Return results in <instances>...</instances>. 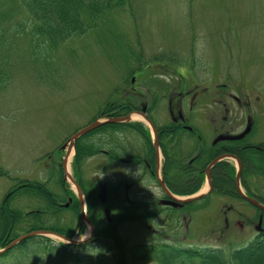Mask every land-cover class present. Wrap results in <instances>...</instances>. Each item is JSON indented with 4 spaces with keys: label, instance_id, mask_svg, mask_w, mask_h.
Wrapping results in <instances>:
<instances>
[{
    "label": "rangeland",
    "instance_id": "rangeland-1",
    "mask_svg": "<svg viewBox=\"0 0 264 264\" xmlns=\"http://www.w3.org/2000/svg\"><path fill=\"white\" fill-rule=\"evenodd\" d=\"M129 2L131 7L126 12L109 16L96 31L53 48L40 45L36 39L33 42L27 35L33 21L18 6L17 0L0 1L2 10L8 12L2 25L8 32L5 37L12 42L16 31L24 28L21 38L16 39L18 43L11 45L9 42L10 46L5 44L0 52L4 72L0 86V201L14 178L43 183L50 190H58L54 188L59 175L50 168L53 164L63 163L65 152L59 148L76 130L106 116L103 112L106 103L124 98L133 87L153 91L160 80H179L180 73L187 75L191 88L198 85V91L209 87V81L215 85L229 82L236 95L244 100L249 97L252 113L260 118L258 138L264 140V0ZM137 56H143L142 65L136 63ZM179 63H184V66ZM134 69H142L138 73L145 74V77L135 75L136 81L132 82L130 72ZM141 101L137 99L132 103L139 108ZM117 103L121 104L118 101L112 105ZM231 106L237 107L232 102ZM203 108L199 106L198 111L204 113L203 119L199 120L209 122V110ZM160 113L165 115L160 121H165L167 107ZM131 115L133 122H141L137 114ZM74 157L73 151L68 168L78 180ZM120 166L125 168L126 174L136 170L135 167ZM85 170L86 185L95 188L97 193L100 184H108V206L112 208L113 225H108L104 206L100 204L102 224L115 228V233L128 245L161 242L164 234L177 231H181L178 237L187 239L198 248L238 246L260 237L256 218L259 209H254L242 199L226 200L217 194L210 195L197 201L195 206L218 202L221 209H211L209 214L201 210L192 220L190 217L186 222L181 220L179 225L174 220L171 225L164 226L162 218L154 220L144 215L141 218L146 210L139 206L153 201V195L157 197L155 194L144 192L141 185L129 195L134 206H130L121 193L119 203L113 202L117 185L115 173L97 158L87 161ZM240 182L243 183L242 178ZM255 183L252 189L264 199V179L256 178ZM64 184L65 190L76 195V189L69 180L65 178ZM205 184L203 179L198 191L204 189ZM155 185L150 183L149 188L157 193ZM26 198L21 197L23 200L19 203L24 214L40 210L39 203L30 204ZM225 202L234 206L237 212L224 215L226 209L223 210L222 205ZM72 214L71 210L63 208L60 213H47L44 220L48 225L62 227L72 222ZM129 214L135 218L124 220ZM225 217L229 218L228 226ZM121 218L123 221L118 224L117 220ZM237 219L244 222L238 224ZM74 223L75 219L70 226ZM77 224L82 231L76 233L75 239H86L89 226L79 219ZM49 238L61 242L55 236ZM72 252L83 253L82 250ZM18 253L17 250L12 251L2 264L11 263L18 258ZM38 254L43 258L40 260L43 264H53L51 260L46 261L44 252L35 251L33 261L39 260ZM75 263L69 256L56 264Z\"/></svg>",
    "mask_w": 264,
    "mask_h": 264
},
{
    "label": "flooded vegetation",
    "instance_id": "flooded-vegetation-1",
    "mask_svg": "<svg viewBox=\"0 0 264 264\" xmlns=\"http://www.w3.org/2000/svg\"><path fill=\"white\" fill-rule=\"evenodd\" d=\"M179 75V80H170L169 78L168 81L164 82L160 80L153 91L133 87L129 94L125 93L126 96L132 98L131 101L143 99L139 103V108H135L131 102L133 108L129 113H143L152 120L157 130V145L153 140H151V145H147L146 142L142 143L140 139L133 143L132 140L137 138L138 134L133 130L119 129L111 133L112 141L105 146L102 141L108 139L110 134L107 130L99 131L95 138L99 149L93 157L104 161L106 167H109L117 177L113 202L119 203L121 200L119 197L123 195L125 201L130 206H134V200H131L129 195L142 185L144 192L150 195L155 194L157 197L153 195V201H146L142 206H139L142 210H146L141 218L143 215L154 220L162 218L164 226L171 225L174 220L178 222V225L181 220L186 222L189 217L192 220L201 210L209 214L211 209H221L218 202L198 204L199 207L195 206L197 201L174 204L175 200L168 192L177 197L189 196L192 194L188 192L192 188V180L202 176L206 182L209 173L211 183L208 193L200 200L207 199L214 194L228 200L230 198L228 194L231 168H235V173H237L238 162L240 161L243 180L242 172L246 169V163L251 160L253 154L258 155V152L263 151L261 144L264 142L258 138L259 133H261L259 132L260 118L257 119L252 113L249 97L244 100L243 97L236 95L229 82L215 85L209 81V87L205 86L198 91V85L191 88L187 75ZM143 76L145 77V74ZM156 94L160 96L158 100L154 97ZM231 102L237 107H232ZM165 106L168 109V117L165 121H160L165 117L160 113ZM199 106H204L203 110L205 107L209 110V122L199 120V118L203 119L204 114L198 111ZM120 110L117 109L115 112H120ZM146 128L152 136V128L147 126ZM233 137L238 138L232 139ZM64 144L59 149L61 152H65L66 157L69 150L68 147H64ZM77 145L78 142L76 143L75 155ZM120 164L135 167L136 170L126 174L125 168L121 167ZM59 165L62 164L59 163ZM12 180V184L5 191L0 201L1 248L8 247L20 235L14 232L12 224L19 222L20 227L18 228L22 226L29 228L34 224L33 214L37 212V210L27 211L22 217L23 222L17 219L16 215L20 214L21 211L19 203L23 199L14 198L16 193H20L19 195L22 197L25 191H29L32 195L34 184L37 182L18 181L17 178ZM189 182L191 183L189 184ZM150 183L156 184L157 193L150 190ZM235 184L237 190L236 178ZM109 191L107 190L104 209L108 208ZM250 197L257 199L254 194ZM25 200L30 201V204L36 203L32 198ZM244 201L254 209H259L247 200ZM222 206L223 210L226 209L223 212L224 215L229 212L233 214L237 212L236 208L229 206L228 202L223 203ZM257 212V221H260L261 218L264 219L262 210L259 209ZM224 220L228 226L229 218L225 217ZM241 222L244 221L237 219L238 224ZM180 232L164 234L165 238L161 242L170 247L190 249L193 246L192 243L185 238L178 237ZM14 248L16 245L12 246L10 250Z\"/></svg>",
    "mask_w": 264,
    "mask_h": 264
},
{
    "label": "trees",
    "instance_id": "trees-1",
    "mask_svg": "<svg viewBox=\"0 0 264 264\" xmlns=\"http://www.w3.org/2000/svg\"><path fill=\"white\" fill-rule=\"evenodd\" d=\"M17 2L18 6L25 11V13H28L33 21L32 28L29 31L30 34L27 35L31 36L33 42L36 39V41L38 40L37 43H40V45L53 46V48H58L71 39L84 36L92 30L96 31L99 25L104 23L109 16L115 13H124L129 6L131 7L129 0H17ZM0 5L1 52V47L11 41L5 37V34L8 32L2 27L8 12L3 11L2 4L0 3ZM23 30L24 28L22 27L20 30L16 31L14 36L16 38L12 40L11 45L18 43L17 38H21L20 36L22 35L20 34L23 33ZM7 40L8 42H6ZM8 46H10V43ZM1 61L3 62V59L0 60V86L1 80H3L4 77ZM135 61L142 65L143 56L140 58L137 56ZM179 64L184 66V63ZM173 66L174 65H172V67ZM138 72H142V69L132 70L130 76L132 78L137 74H141L140 76H142V73ZM128 82H130L129 79ZM118 91L119 90H117V92ZM158 95L159 94L154 95L157 100L160 97H158ZM131 100L132 98L125 96L124 98H117L116 101L113 100V103L119 101L121 104L117 103L112 105V101H109L103 108V112L111 117L125 115L133 108V106H131ZM117 109H121L123 112L121 110L120 112H115ZM119 129L125 131L133 130L138 136L140 135L141 138L137 136V138L132 141L133 143H136L137 140L140 139L142 143L146 142L147 145H151L149 131L141 122L107 124L86 134L78 140L77 153L74 158L75 168L78 173V182L84 191L88 205V217L94 223L97 230L96 236L100 238V241H91L90 243L80 245H68L63 242L57 243L43 236L32 237L23 241L16 247V250L19 252L18 258L14 259L9 264H43L40 261L43 259L40 254H38L40 257L39 260L33 261L35 251L44 252L46 261L51 260L53 264L61 262L69 256L73 257L76 262L75 264H264V235L238 246L181 249L174 246L170 247L160 242L128 245L115 233V228L104 227L105 225L102 224V216L99 212L100 201L97 191L93 187H88L84 180L86 177L85 164L98 153L99 148L95 139L97 132L107 130L110 134L108 139L102 141L103 145L106 146L112 141L111 133ZM261 148L263 151L258 152V155L253 154V156H251V162L246 163V169L242 172V176L243 186L247 189L248 193L254 194L258 200L264 203V199L252 189V184H256V178L264 179V142L261 144ZM52 169L54 172L56 171L55 174H57V176L59 175L58 181L56 182L57 187L54 188L58 190H50L46 184L36 183L34 184L35 187L32 195L29 191L23 193L22 197L26 196L36 200L37 204L39 203L40 210L33 214V220H35V222L31 227L24 228L22 226L18 228L20 227L19 222L12 224L13 230L17 235L21 232L46 229L72 238L77 232L79 233L82 231L80 225L77 224L78 219L81 220L80 202L73 192L64 189L65 181L62 177V168L58 164H54ZM235 171V168L232 167L229 177L228 195L231 199L237 200V198L241 199V197L235 186ZM203 179L202 176L193 179L192 185L194 186L188 192L194 193L198 191ZM190 183L191 182H189V184ZM67 194H69V196H67ZM20 197L19 195H15L14 198ZM67 197H73V203L68 209L73 213L72 222L75 219L74 225L70 226L72 222L62 227L48 225L46 220H44L47 213H60L63 210L60 204L67 201ZM41 209H43V211ZM23 216V211H20V214L16 215L17 219L21 222H23ZM128 218L129 217H125L124 220H129ZM117 221L119 224L120 221H123V218ZM118 224L116 223V225ZM110 225H113V223H110ZM109 232L111 233L108 234ZM99 243H101V246H99ZM77 250H82L83 253L81 255L73 254L72 251ZM10 253L11 252L0 256V264H2L5 258L9 257Z\"/></svg>",
    "mask_w": 264,
    "mask_h": 264
},
{
    "label": "water",
    "instance_id": "water-1",
    "mask_svg": "<svg viewBox=\"0 0 264 264\" xmlns=\"http://www.w3.org/2000/svg\"><path fill=\"white\" fill-rule=\"evenodd\" d=\"M145 120L146 122L152 127L154 134H155V142L157 141V130L155 128V125L153 124V122L147 118L143 113H139ZM132 120V115H126V116H120V117H104L103 119H97L95 121H93L92 123H90L89 125L83 127L82 129L78 130L75 134L72 135V137H70L69 141H68V150L69 153L71 152V149H73L76 145L77 140L87 134L88 132L104 125V124H108V123H123V122H129ZM234 138H238V137H233ZM157 145V144H155ZM68 153V155H69ZM68 155L67 157L64 159V176L67 180H69V182L74 185L76 192H77V196L79 198V201L81 203V219H83L84 221H86L91 228V233L89 235L88 238L83 239V240H77L75 238H69L65 235H62L58 232L52 231V230H37V231H33L27 234L22 235L21 237L17 238L16 240H14L8 247H6L5 249L0 250V254H2L3 252H5L6 250H8L9 248H11L14 244H17L29 237L32 236H46V237H51V236H55L57 238H59L60 240H62L63 242L70 244V245H74V244H83V243H88L90 242L94 235H95V227L93 225V223L89 220L88 216H87V203L85 200V195L84 192L81 188V186L79 185V183L77 182V180L73 177V175L71 174V172L68 170ZM239 163V170L237 173V177H236V183L238 186V191L239 193L242 195L243 198L247 199L249 202H251L252 204H254L255 206H257L258 208H260L262 211H264V204L260 203L259 201H257L256 199H253L249 196H247L245 194V192L243 191V189L241 188V170H242V166L240 161ZM208 179H209V183H211V180L209 178V173H208ZM212 186V184H211ZM168 192V190H167ZM169 195H171V197L175 200L174 204H178V203H187V202H191V201H195L198 200L204 196H206V192H202V193H198L195 194L193 196L187 197V198H183V199H179L175 196H173L170 192H168ZM99 200L101 201L102 204L106 203V197H107V188L106 185H102L100 186V192H99ZM71 202V200H70ZM66 206H69V204L67 203ZM105 215L108 218V220H111L110 218V210L106 209L105 210ZM257 230L258 231H262V220L260 221V223L257 226Z\"/></svg>",
    "mask_w": 264,
    "mask_h": 264
},
{
    "label": "bare ground",
    "instance_id": "bare-ground-1",
    "mask_svg": "<svg viewBox=\"0 0 264 264\" xmlns=\"http://www.w3.org/2000/svg\"><path fill=\"white\" fill-rule=\"evenodd\" d=\"M136 116H138V118L140 117L139 115H136ZM207 189H208V188H207V185H206V187H205L204 189H202L201 191H202V192H205V191H207Z\"/></svg>",
    "mask_w": 264,
    "mask_h": 264
}]
</instances>
